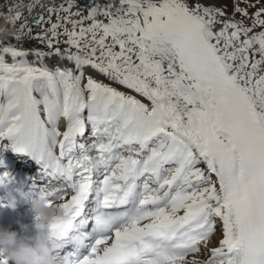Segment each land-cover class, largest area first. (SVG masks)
I'll return each instance as SVG.
<instances>
[{"label":"snow or ice","instance_id":"obj_1","mask_svg":"<svg viewBox=\"0 0 264 264\" xmlns=\"http://www.w3.org/2000/svg\"><path fill=\"white\" fill-rule=\"evenodd\" d=\"M231 2L61 0L0 44V141L56 182L20 194L64 201L60 264H264V0Z\"/></svg>","mask_w":264,"mask_h":264},{"label":"clouds","instance_id":"obj_2","mask_svg":"<svg viewBox=\"0 0 264 264\" xmlns=\"http://www.w3.org/2000/svg\"><path fill=\"white\" fill-rule=\"evenodd\" d=\"M6 19L8 23L14 24L12 17ZM60 204L52 202L50 206L40 196L31 201L34 221L31 226L20 225L22 230L30 228L32 234L29 236H21L15 231L0 227V260L7 261V264H60V261L54 259L55 249L49 230V225L55 218L64 217ZM180 264H192V261L185 260Z\"/></svg>","mask_w":264,"mask_h":264},{"label":"bare ground","instance_id":"obj_3","mask_svg":"<svg viewBox=\"0 0 264 264\" xmlns=\"http://www.w3.org/2000/svg\"><path fill=\"white\" fill-rule=\"evenodd\" d=\"M23 1H25V0H0V2H1L0 3V12H1L0 17L3 14H6V13L9 14L10 12L8 11V9L14 5L22 6L23 4L25 5L28 2H31L32 4L35 5L34 10L31 13L28 12V7H27L24 10V12L22 13L21 20L19 22L14 23V24L8 23L6 18L7 17L14 18L15 15L14 16L10 15V16L0 18V29L4 30V31H0V44L12 43L17 47H20L21 45L25 48L33 47L34 43L29 42L26 39H24L23 41H17L16 44L13 42H9V40L11 38H13L14 35L13 36L8 35L9 34L8 28L14 27V29L15 30L17 29V31H18L21 23H24V21L26 20L29 24H31L33 18H35L39 13H41L43 11V8L41 7V5L47 6L51 3L59 4L61 2V0H36V1L35 0H28V1L26 0L27 1L26 3H24ZM78 2L81 5H83V4L87 3V0H78ZM101 2H106V0H101ZM222 2H226V1L222 0ZM229 4H231V3H229ZM229 4L227 3V10L229 12H231L232 7ZM16 8L17 7H15L14 9H16ZM73 11H76V9L74 8ZM237 19H239V17H237ZM11 30H12V28H11ZM29 57H31V56H29ZM58 63H60V61H58V60H46V64H48L49 67H53L54 65H56ZM96 78L98 80H104V77H102V76H96ZM104 82L106 83L107 80H104ZM121 90H123V89H121ZM61 130H63V129L61 128ZM5 141H6V144H5V147H6L5 152L6 153L5 154L3 153L4 155H0V172L7 171L11 175L14 184L17 187L22 188L24 192H27V185H26L25 180L29 178V179H35L36 181H38L39 180L38 173H39L40 169H39V167H37L36 168L37 171L34 175H32V174L28 175L25 172V168H26V164H27V160L25 159V157L22 154L17 153V152L12 150V148L10 147L11 141H9V140H5ZM14 156H17V157H15L16 163L13 159ZM49 183L56 185V183H53L50 181H49ZM53 202L59 203L55 200ZM27 225L31 226V224H27ZM216 244L213 247H215ZM204 253H206V252H204ZM190 256L193 258L192 255H190ZM196 256L197 255H195V258L198 259L199 261H204L207 259V254L204 258H200V257L198 258Z\"/></svg>","mask_w":264,"mask_h":264},{"label":"rangeland","instance_id":"obj_4","mask_svg":"<svg viewBox=\"0 0 264 264\" xmlns=\"http://www.w3.org/2000/svg\"><path fill=\"white\" fill-rule=\"evenodd\" d=\"M28 1V0H27ZM26 0L25 1H23L24 3H26L27 2ZM36 1V0H35ZM228 4L229 3H231V4H229V5H231V7H232V2H231V0H225ZM1 3V2H0ZM29 3H31V2H28L27 4H23L22 6H19V7H17L16 9H14L12 12H10L9 14L8 13H6V14H3L1 17H6V16H10V15H12V16H14V15H16L15 13H17V12H19V13H23L24 12V10L27 8V6H28V4ZM25 7V8H24ZM22 8V9H21ZM16 11V12H15ZM15 12V13H14ZM1 13V12H0ZM0 17V18H1ZM11 28H12V30H11ZM11 31H10V30ZM12 32V33H11ZM8 35H10V36H15L16 35V33H17V29L15 30L14 29V27H10V28H8ZM10 39V38H9ZM9 42H13V43H15L16 44V40H14L13 38H11L10 40H9ZM28 59L31 61L32 59H33V57H28ZM45 63H46V61H45ZM93 75H95V73H92ZM106 83H108V81L106 82ZM113 86H116V85H113ZM117 87H119V86H117ZM5 144H6V141L4 140V141H0V155H4L6 152H5ZM4 153V154H3ZM15 157H17V156H14V161L16 162V159H15ZM28 173H29V171H28ZM220 238V233H219V231H217V233L211 238V241L208 243V245H207V247L210 249V248H212L216 243H217V240ZM205 251H204V249L202 248V250H201V252L200 253H197V254H195V255H197L196 257H200V258H204L205 256H206V253H204ZM191 259H193L191 256H189L188 258H187V260H191ZM198 260V259H197Z\"/></svg>","mask_w":264,"mask_h":264}]
</instances>
